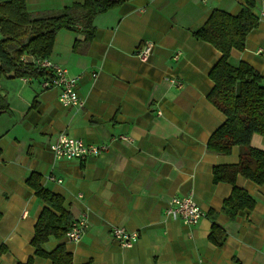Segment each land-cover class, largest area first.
<instances>
[{"label": "crops", "instance_id": "obj_1", "mask_svg": "<svg viewBox=\"0 0 264 264\" xmlns=\"http://www.w3.org/2000/svg\"><path fill=\"white\" fill-rule=\"evenodd\" d=\"M122 1L96 17V36L85 53L74 48L80 34L63 29L56 36L48 59L82 76V107H63L60 90H45L40 80L1 81L11 113L0 117V264L34 257L44 205L27 183L32 173L63 197L74 220L88 222L79 242L52 238L44 245L48 252L64 245L74 264H264V186L239 176L237 187L256 206L235 219L222 213L233 186L214 183L213 170L238 164L241 149L231 155L207 150L226 120L208 99L214 87L209 72L222 54L194 37L215 10L238 15L246 0ZM252 1L259 28L243 51H232L231 62L247 63L264 78V0ZM84 2L27 0V8L60 12ZM146 44L153 53L142 62L137 51ZM61 134L107 150L85 161L58 160L51 147ZM252 145L264 151V138L255 135ZM187 196L207 214L195 226L166 214L171 199ZM214 223L227 234L221 248L209 239ZM113 227L137 232L138 242L123 248ZM35 264L53 263L36 257Z\"/></svg>", "mask_w": 264, "mask_h": 264}, {"label": "trees", "instance_id": "obj_2", "mask_svg": "<svg viewBox=\"0 0 264 264\" xmlns=\"http://www.w3.org/2000/svg\"><path fill=\"white\" fill-rule=\"evenodd\" d=\"M122 0H85L75 3L60 12L31 13L27 0L0 2V84L3 79L40 80L51 73L35 61L49 58L60 30L80 34L74 48L85 53L96 36L94 21L97 16L119 7ZM255 4L246 0V6L238 15L215 10L206 24L194 32L195 39L211 44L222 57L209 72L214 87L209 101L221 111L226 120L210 137L207 150L219 155H231L236 147L241 149L239 163L218 166L213 170L214 183L233 186L231 196L224 202L222 213L235 219L239 212L253 210L255 199L236 185L242 176L264 186V151L252 145L255 135L264 137V78L253 67L241 62H231L233 50L243 51L248 36L259 28V19L254 15ZM11 113L9 103L0 89V117ZM27 183L35 191L44 209L35 226L32 246L34 257L26 263L35 264V258L50 260L53 264H74L73 255L64 245L48 252L44 249L52 238L61 240L75 221L72 213L64 207V199L41 185V176L32 173ZM210 217L214 220L213 213ZM210 241L221 248L227 234L215 223ZM5 249H0V254Z\"/></svg>", "mask_w": 264, "mask_h": 264}, {"label": "built area", "instance_id": "obj_3", "mask_svg": "<svg viewBox=\"0 0 264 264\" xmlns=\"http://www.w3.org/2000/svg\"><path fill=\"white\" fill-rule=\"evenodd\" d=\"M203 3L209 0H200ZM1 29V15H0ZM153 53V45L146 44L137 51V56L142 62H147ZM25 62L27 60L24 59ZM35 63L47 69L51 74L40 79L41 87L45 90L59 89L60 103L63 107H82L84 102L79 96L78 87L82 76H72L60 66L53 64L48 58L35 60ZM173 83L181 89L182 84L173 80ZM56 159L58 160H78L85 161L91 157H98L106 150V146L88 145L82 140L70 137L67 134H61L57 142L51 147ZM51 180L55 178L51 177ZM59 183L62 180H58ZM166 214L175 221H182L187 226L197 225L206 213L195 202L192 196L183 198L174 197L170 200L166 208ZM88 229V222L85 217L75 220L71 228L66 233L67 240L79 242ZM114 240L123 248L131 249L139 240L137 232L128 231L124 227H113L111 230Z\"/></svg>", "mask_w": 264, "mask_h": 264}, {"label": "rangeland", "instance_id": "obj_4", "mask_svg": "<svg viewBox=\"0 0 264 264\" xmlns=\"http://www.w3.org/2000/svg\"><path fill=\"white\" fill-rule=\"evenodd\" d=\"M5 1H10V0H0V2H5ZM258 136H260V135H258ZM260 138H261V136H260ZM259 146L261 147V144H259Z\"/></svg>", "mask_w": 264, "mask_h": 264}]
</instances>
